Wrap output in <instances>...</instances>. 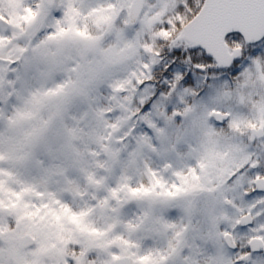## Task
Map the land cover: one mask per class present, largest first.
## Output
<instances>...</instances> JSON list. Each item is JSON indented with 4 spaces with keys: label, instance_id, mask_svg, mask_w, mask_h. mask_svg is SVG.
Instances as JSON below:
<instances>
[{
    "label": "snow or ice",
    "instance_id": "obj_1",
    "mask_svg": "<svg viewBox=\"0 0 264 264\" xmlns=\"http://www.w3.org/2000/svg\"><path fill=\"white\" fill-rule=\"evenodd\" d=\"M0 264H264V0H0Z\"/></svg>",
    "mask_w": 264,
    "mask_h": 264
},
{
    "label": "rangeland",
    "instance_id": "obj_2",
    "mask_svg": "<svg viewBox=\"0 0 264 264\" xmlns=\"http://www.w3.org/2000/svg\"><path fill=\"white\" fill-rule=\"evenodd\" d=\"M150 155V154H149ZM169 160H171V162L176 166V167H181L183 163H185L186 161L184 160H179L177 159L175 156H169L167 157ZM150 163L152 164L153 167H159L160 164L162 163L161 160L157 159L156 157H152L150 160ZM141 172H142V165H139V170H137L136 168H131L128 171V175L132 177L133 179V183H136L137 181H139L140 179H142L141 176ZM35 173H32V176H35ZM116 175H119V171H117ZM32 176H28V179H31ZM115 177H113V181L114 182ZM50 187H52L53 190L57 189V186L55 184H51ZM76 206H82L83 202L82 201H75L74 202ZM150 207V205L147 202H140L138 204H133L130 205L128 207H126L123 212H122V218L124 219H128L133 217L140 209H148ZM152 211L154 212L155 215L159 216L161 214L164 215H168L166 208L164 206L161 205H152L151 206ZM99 215V214H98ZM171 218H175V213H171L170 214ZM98 224L99 226H103L104 225V220L103 219H99L98 220ZM142 235V233H137L136 235H134L132 238L133 239H138L140 236ZM164 237L160 236V237H154L152 240H147L144 242V246L145 248L147 247H162L164 244Z\"/></svg>",
    "mask_w": 264,
    "mask_h": 264
},
{
    "label": "trees",
    "instance_id": "obj_3",
    "mask_svg": "<svg viewBox=\"0 0 264 264\" xmlns=\"http://www.w3.org/2000/svg\"><path fill=\"white\" fill-rule=\"evenodd\" d=\"M193 86H194V81H193Z\"/></svg>",
    "mask_w": 264,
    "mask_h": 264
}]
</instances>
